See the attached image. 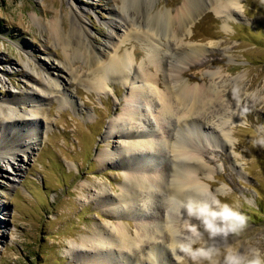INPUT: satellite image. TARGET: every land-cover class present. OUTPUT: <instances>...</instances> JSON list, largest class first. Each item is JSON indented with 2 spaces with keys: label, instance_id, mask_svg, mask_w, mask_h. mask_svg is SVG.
<instances>
[{
  "label": "rangeland",
  "instance_id": "rangeland-1",
  "mask_svg": "<svg viewBox=\"0 0 264 264\" xmlns=\"http://www.w3.org/2000/svg\"><path fill=\"white\" fill-rule=\"evenodd\" d=\"M125 1L122 8L120 0H0V103L37 93V102L19 104L16 109L38 126L37 135L30 137L27 153H20V173L0 161V264H78L72 258L71 244L78 246L85 236L92 234L93 224L117 223L106 216L105 207L97 205L93 198L103 186L109 196L117 197L113 193H118V184L123 181L122 166L116 161L101 162L99 152L115 157L125 146L121 144L126 141L124 136L130 133L170 137L179 126L177 118L168 121L172 125L159 123L154 118L158 105L153 102L142 107L147 110L149 120L138 116L130 122L131 126H126L133 127L132 132L123 136L113 132L109 136L111 121L123 115V108L127 107L125 97L131 85H123L118 76H111L100 89L93 86L94 70L81 66L79 58L72 59L70 67L74 76H69L63 48L47 24L57 16L66 38L71 23L69 5L85 9L83 22L92 35V45L110 57L116 49L107 43L118 45L120 37L130 32L122 26L115 29L116 35L109 40L108 21L112 15L121 14L123 9V14L134 17L133 22L146 27L149 26L146 22L153 21L151 17L157 13L170 11L175 17L184 5V0ZM199 1L206 4L212 0ZM218 1L212 6L208 3L209 10L205 7L189 29L185 26V36L181 31L177 33L183 49L199 50L190 58L182 59V47L176 48L180 41L169 39L165 27L158 28L159 42L154 44L159 45L163 55L159 75L162 82L165 80L162 91L164 88L166 92L165 86L172 84L165 76L176 75L170 72L173 69L190 87H217L219 100L208 102L203 112L193 115L196 122L189 126L190 130L199 127L204 133L196 146L204 155L205 165L194 177L207 189L204 200L208 198L213 207L217 201L221 206L227 204L243 220L231 221V227L222 225L225 232L213 235L200 220L179 214L178 225H183L186 231L176 234L184 245L177 257L162 220L165 206L161 205L160 210L155 206L163 203L159 197L164 193L152 200L150 209H143L140 201L139 220L158 231L150 243L158 249V254L150 256L156 264H178V261L184 264L188 259H193L191 264H224L229 253L240 257L241 264H250L257 257L264 264V0H234L232 9L221 7L232 0ZM214 6L222 12L220 15L213 11ZM176 27H172L173 35L178 30ZM126 39L130 41H124L117 53L133 55L134 51L135 63L131 66L135 68L145 60V51L138 41L128 36ZM74 45L72 41L71 46ZM28 60L36 68L46 67L58 80L52 94L41 93L28 78L32 75ZM133 71L130 76L131 82L136 81L134 87H143L144 83L134 78ZM155 161L160 163L162 159ZM171 165L165 163V171L170 172ZM154 176L161 180L160 174ZM122 222L134 238L133 216L129 214ZM190 226H195L196 232ZM125 252L122 264H139L147 255L145 249L133 254ZM110 259L117 264L115 255L110 254Z\"/></svg>",
  "mask_w": 264,
  "mask_h": 264
},
{
  "label": "bare ground",
  "instance_id": "bare-ground-1",
  "mask_svg": "<svg viewBox=\"0 0 264 264\" xmlns=\"http://www.w3.org/2000/svg\"><path fill=\"white\" fill-rule=\"evenodd\" d=\"M120 1L122 4L121 7L124 8V2L126 1ZM217 1L218 0H215V3ZM233 1L234 0L222 3L221 7L229 9L232 7L231 5L234 4ZM212 2L214 1L208 2L210 6L215 4L211 5L210 3ZM218 2L220 4V1ZM208 3L201 4L199 0H184V5L178 10L175 17H172L170 11H165L164 13L159 12L160 14H155L156 16H154V18L151 17L153 21L146 22L149 25L146 27L139 26L136 22H133L132 20L134 17L132 16V18L128 13L123 14L125 11L119 7L122 9V13H116L109 18L108 24H111V31L108 35V39L114 38V35H116L115 29L117 28L124 26L123 28L130 30L127 36L138 41L145 51V60L141 65L135 68V65L133 67L131 66L132 63H135L134 51L133 55L124 52L123 54L120 53L121 55L117 53V51L119 52V50H121L120 48H122L121 46L124 41H130V39H126L127 36L123 38L120 37V41H117L119 42L118 45H116V42L107 43L108 46L116 49V52L114 50L115 55L111 54L112 56L110 57L108 55H103L102 50H97L92 45V35L87 31L86 25L83 22L85 9H80L72 3L69 5L71 23L69 35L66 38H64V28L60 24V20L57 16L47 22L53 36L63 48L65 63L69 68V76H74V71L71 69L72 67H70L72 59L79 58L82 60L81 66L85 65L88 67V70H94L92 71L93 86L97 88L103 86V83L105 84L107 79L111 76H118L123 85H131L128 92L129 94L125 97L127 107L123 108V115H119L111 121L109 136L113 132L121 136H123L124 133L132 132L131 130H133V127L127 128L126 126H131L130 122L136 121L138 116L147 117L148 119L147 110H142V107L144 105L149 107V105H153V102L158 105V111L154 118H156L159 123L172 125L171 122H173V118H177L179 124L178 128L174 130L173 135L170 137L158 136V138H155L153 134L148 133H130L124 136L126 141L121 144H125V146L115 153V157L105 151L99 152L98 159L101 162L116 161L122 166L123 172L121 176L123 177V181L118 184V193H113L117 197L109 196V192L103 186L102 189H98V195H94L95 198H93L97 205L105 207L106 216L109 219L117 221V223H112V225L106 223L108 225L105 226L93 224L92 234L85 236L78 246H72L71 244L70 249L72 251V258L76 260L78 264H113L114 262L110 259V254L113 256L115 255L117 264H122L125 258L123 252L127 251L125 253L133 254L136 251L142 252L143 249L146 250L147 255L144 257L143 261H139V264H156L157 261L151 259L150 256H155V252L158 254V249L156 250L150 243L158 234L157 228L148 227L144 223H141L138 216L141 208H137H139V202L141 201L144 205L142 206L143 209H150L153 205L152 200L156 201L160 193H164L162 197H159L162 199L161 201L163 203L161 202L162 204L159 203L155 206L159 210L161 205L165 206V210H163L165 214H163L164 216L162 217L165 225H163L166 226L165 230L170 233L171 238H169L171 239L172 252L177 256V253L184 248V245L182 244L183 242L176 237V234L178 232L182 233L184 230L186 231L183 225H178L177 218H179V214H181L180 217H183L182 214H187L185 206L189 202L209 201L207 200L208 198H206V200L203 199L206 195V187L199 183L198 179L194 177L198 169L205 165L203 164L204 161L202 157L204 155H201L202 151L196 146L197 140V143L203 140L204 133L199 127L190 130L189 126L191 123L196 122V120L192 119L194 118L193 115L203 112V108L208 106V102H216V99L219 100L217 87H190L187 83L186 85L185 82L180 80L179 75L174 73L173 69L170 70V72L172 71L173 74L176 75L167 73L165 76L168 77L166 80L170 79L172 84L168 83L170 86H165L166 92L164 88L162 91L161 89L162 86H164L163 82L165 80L162 82L159 75L160 69H163V55L161 57L160 48H158L159 45L156 46V44H154V41L159 42V40H156V34L159 35L158 28L163 29V27H165L164 33L170 35L169 39L177 41H174V43L180 41V45L178 44L179 46L176 48L182 47L181 38H178L179 36L177 33L181 31V33H183L182 35L185 36V26H187L186 29H189V27L195 23L198 16L204 12L205 7L208 9ZM213 11L218 15L222 13L218 10L217 6L213 7ZM127 21L128 24L130 23L129 25L126 23ZM123 22L124 25L122 24ZM174 26L178 27L175 35H173L172 29ZM152 36L155 37L153 38ZM72 41L75 44L73 47L71 46ZM190 49L191 52L182 47L181 53H183L184 56L182 59H188L193 53L195 54V52L199 51L196 48ZM65 51L68 53L66 54ZM116 54H119V56H116ZM72 56H76L77 58H72ZM106 56L109 58L107 59ZM170 59H173V57ZM102 63H104L103 66ZM100 64L101 66H98ZM173 64H175V62ZM28 65L32 74L30 76L28 75V78L38 87V90L40 89L41 93L52 94L59 85L55 76H52L50 71L44 66L40 67L38 65L36 68L29 64V60ZM150 66L151 70H148ZM131 69H134V73L132 74L134 78L144 83L143 87H134L133 83L136 81L131 82ZM41 93L38 94L41 95ZM35 97H37V93H26V96L22 98V100L9 99L7 102L0 103V161L8 168L14 169V171L19 173L22 171V167H20L19 164L22 160L20 153L24 155L27 153L26 150L31 141L30 137L37 135L38 126L34 120L27 121L20 111L16 109V106L19 104L25 105L28 102H37ZM169 120H171V122H168ZM153 153H155V155ZM155 158L162 159V161L156 163ZM177 160H179L180 163H178ZM165 163L172 164L170 172L165 171ZM156 173L160 174L161 180L155 178L154 175ZM207 203L210 204V202ZM129 214L135 219L134 238L130 236L129 233H131V231L128 226L122 222ZM112 248H115L116 251L111 250ZM192 260L188 259L187 263L191 264ZM187 263L185 262L184 264Z\"/></svg>",
  "mask_w": 264,
  "mask_h": 264
},
{
  "label": "clouds",
  "instance_id": "clouds-1",
  "mask_svg": "<svg viewBox=\"0 0 264 264\" xmlns=\"http://www.w3.org/2000/svg\"><path fill=\"white\" fill-rule=\"evenodd\" d=\"M216 206L213 207L207 202H189L185 207L189 216L195 217L200 220L204 228L211 234L224 233L225 228L222 225L228 224L233 220H243V216L236 210L229 207L227 204L219 205V201L215 202ZM192 232H196L195 226H190ZM231 230H235L232 228ZM178 264H181L178 261ZM224 264H241L240 257L229 253L224 261ZM250 264H262V261L257 257L253 259Z\"/></svg>",
  "mask_w": 264,
  "mask_h": 264
},
{
  "label": "trees",
  "instance_id": "trees-1",
  "mask_svg": "<svg viewBox=\"0 0 264 264\" xmlns=\"http://www.w3.org/2000/svg\"><path fill=\"white\" fill-rule=\"evenodd\" d=\"M1 29H2V22H1V20H0V32H1Z\"/></svg>",
  "mask_w": 264,
  "mask_h": 264
}]
</instances>
